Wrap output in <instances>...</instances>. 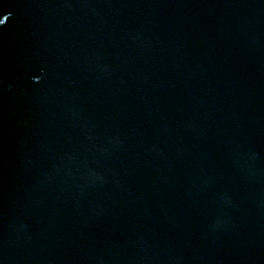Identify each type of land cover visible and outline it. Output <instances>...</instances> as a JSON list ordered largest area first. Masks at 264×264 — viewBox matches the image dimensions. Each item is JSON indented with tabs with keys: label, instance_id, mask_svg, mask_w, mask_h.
Masks as SVG:
<instances>
[{
	"label": "water",
	"instance_id": "water-1",
	"mask_svg": "<svg viewBox=\"0 0 264 264\" xmlns=\"http://www.w3.org/2000/svg\"><path fill=\"white\" fill-rule=\"evenodd\" d=\"M0 264H264V0H0Z\"/></svg>",
	"mask_w": 264,
	"mask_h": 264
},
{
	"label": "snow or ice",
	"instance_id": "snow-or-ice-1",
	"mask_svg": "<svg viewBox=\"0 0 264 264\" xmlns=\"http://www.w3.org/2000/svg\"><path fill=\"white\" fill-rule=\"evenodd\" d=\"M6 19H8L7 16H5L2 19H0V25H3Z\"/></svg>",
	"mask_w": 264,
	"mask_h": 264
}]
</instances>
